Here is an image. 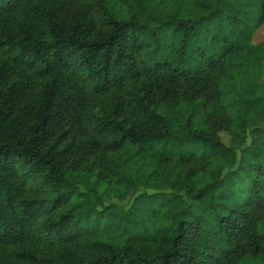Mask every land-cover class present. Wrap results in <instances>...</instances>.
Masks as SVG:
<instances>
[{
  "label": "trees",
  "instance_id": "obj_1",
  "mask_svg": "<svg viewBox=\"0 0 264 264\" xmlns=\"http://www.w3.org/2000/svg\"><path fill=\"white\" fill-rule=\"evenodd\" d=\"M263 25L264 0H0V264L264 259Z\"/></svg>",
  "mask_w": 264,
  "mask_h": 264
},
{
  "label": "rangeland",
  "instance_id": "obj_2",
  "mask_svg": "<svg viewBox=\"0 0 264 264\" xmlns=\"http://www.w3.org/2000/svg\"><path fill=\"white\" fill-rule=\"evenodd\" d=\"M262 40H264V25L261 26L254 34H253V38L252 41L250 43V45L254 46L257 43L261 42ZM261 82L264 85V68H263V75L261 77ZM221 138L223 140L224 143L229 144L230 143V137L228 136L227 133L222 132L221 133ZM113 202H118L116 199H112ZM126 204V203H124ZM242 264H264V259L263 258H258V259H254V260H247V261H243Z\"/></svg>",
  "mask_w": 264,
  "mask_h": 264
}]
</instances>
